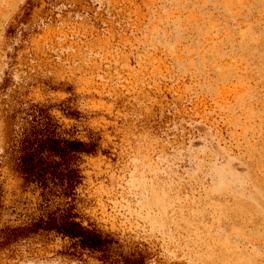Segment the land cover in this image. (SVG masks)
I'll list each match as a JSON object with an SVG mask.
<instances>
[{
    "label": "rangeland",
    "instance_id": "1",
    "mask_svg": "<svg viewBox=\"0 0 264 264\" xmlns=\"http://www.w3.org/2000/svg\"><path fill=\"white\" fill-rule=\"evenodd\" d=\"M0 264H264V0H0Z\"/></svg>",
    "mask_w": 264,
    "mask_h": 264
}]
</instances>
